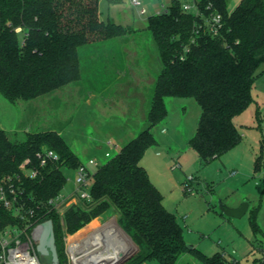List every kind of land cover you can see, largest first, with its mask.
<instances>
[{
  "label": "trees",
  "instance_id": "16d2710c",
  "mask_svg": "<svg viewBox=\"0 0 264 264\" xmlns=\"http://www.w3.org/2000/svg\"><path fill=\"white\" fill-rule=\"evenodd\" d=\"M196 3V15L171 0L167 11L148 18L162 67L145 127L93 173L86 209L72 205L62 216L56 211L67 183L63 169L77 170L83 163L59 130H31L23 141L0 131V181L21 210L16 216L0 201V232L17 225L30 235L52 220L60 264H69L66 235L113 210L140 249L126 264H178L186 253L196 255L201 264H228L222 252L208 257L189 249L183 228L165 208L161 191L142 165L147 150L157 145L153 129L165 120V101L170 97H191L200 105L202 113L190 145L203 163L221 158L243 139L235 119L254 102L252 89L264 72V68L259 72L264 66V0H242L232 12L229 0ZM216 14L222 21L218 33L212 34L206 23ZM132 31L102 21L99 0H0V94L16 105L78 82L82 47ZM45 149L53 150L58 160L41 166L38 155ZM24 163L26 171L21 168ZM34 170L37 175L31 178L26 172ZM253 227L257 233L255 221ZM256 250L261 254L259 264H264V244L251 252Z\"/></svg>",
  "mask_w": 264,
  "mask_h": 264
},
{
  "label": "rangeland",
  "instance_id": "374dc122",
  "mask_svg": "<svg viewBox=\"0 0 264 264\" xmlns=\"http://www.w3.org/2000/svg\"><path fill=\"white\" fill-rule=\"evenodd\" d=\"M142 2L146 15H139L141 7L133 6L131 0H99L102 21L133 31L122 38L82 47V79L52 94L21 102L22 130L12 134V140H25V133L31 130H59L81 162L95 158L103 165L120 149L110 148L109 141L124 146L145 127L154 82L162 67L148 18L165 11L171 0ZM240 2L229 0L228 10L232 12ZM191 13H197L195 5ZM128 53L137 55L128 57ZM252 94L257 103L235 119L243 136L241 143L207 164L190 145L201 117L200 105L191 97L167 98V116L153 129L157 145L147 150L142 161L163 195L165 208L183 228L187 246L208 257L222 252L228 264H259L260 252L251 251L264 244V72L257 78ZM107 151L111 152L110 158L105 156ZM63 172L67 183L61 193L63 199L57 201L60 216L72 205L86 209L88 204L76 194V170L64 168ZM245 201L250 206L243 218L228 217L221 210L222 204L238 208ZM109 228L115 230L113 245H103L105 234L90 241L96 232ZM123 231L117 213L109 210L74 235H66L68 263L97 264L108 247L114 251L135 249V243ZM39 259L40 264H51L50 256L39 255ZM178 264L201 262L196 255L186 253Z\"/></svg>",
  "mask_w": 264,
  "mask_h": 264
},
{
  "label": "built area",
  "instance_id": "2783aa9c",
  "mask_svg": "<svg viewBox=\"0 0 264 264\" xmlns=\"http://www.w3.org/2000/svg\"><path fill=\"white\" fill-rule=\"evenodd\" d=\"M179 2L185 12H191L193 5L197 8L198 6L196 0H175ZM131 3L136 8H140L139 15H146L147 10L142 7V0H131ZM168 8V7H167ZM167 11V9L165 10ZM164 12V11H163ZM195 14V15H196ZM222 17L219 14L213 15L206 23L208 30L212 34H217L221 26ZM108 146L113 149H118L114 143L111 141L108 143ZM118 151V150H117ZM39 160L41 166L48 165L51 161H57L58 156L53 150L45 149L39 155ZM107 158L111 157V152L107 151L105 153ZM28 163V161L26 162ZM24 163L21 168L26 171ZM101 166L99 161L95 158H90L88 161L82 163V165L76 170V183L77 190L76 194L83 201H91L90 189L92 186V175L93 173ZM95 169V170H93ZM31 178L36 177L37 171L26 172ZM11 193H15L11 189ZM63 199V196L60 195L57 198V201ZM0 201L4 205L13 211V214L16 216L21 215L20 207L14 206L16 199L14 201L10 200L7 196L5 184L0 181ZM57 201L56 205L57 206ZM55 202V201H54ZM22 219H25L21 216ZM31 226L28 225V227ZM38 227H35L31 234H27L26 230H22L19 226H10L5 230L0 232V263L1 264H40L39 254L36 251V236L38 233Z\"/></svg>",
  "mask_w": 264,
  "mask_h": 264
},
{
  "label": "water",
  "instance_id": "95a60500",
  "mask_svg": "<svg viewBox=\"0 0 264 264\" xmlns=\"http://www.w3.org/2000/svg\"><path fill=\"white\" fill-rule=\"evenodd\" d=\"M249 202L245 201L240 207L238 208H229L226 205H221L222 212L231 218L240 219L243 218L249 209ZM124 232V231H123ZM126 234V232H124ZM36 251L40 256H50L51 257V264H60V257L58 253V247L56 243V235L54 231V225L52 220H47L43 223H41L38 227V233L36 236ZM135 249L132 248H123V249H116L114 251L111 248L105 249L103 255L105 254H116L117 259L115 260H109L101 257L97 260V263L100 264H125L129 260H131L134 256H136L140 249L135 244ZM189 249H192V247H189Z\"/></svg>",
  "mask_w": 264,
  "mask_h": 264
},
{
  "label": "crops",
  "instance_id": "0c3cea01",
  "mask_svg": "<svg viewBox=\"0 0 264 264\" xmlns=\"http://www.w3.org/2000/svg\"><path fill=\"white\" fill-rule=\"evenodd\" d=\"M136 55L137 54H135V53H128V57H134ZM255 102L257 103V101L254 99V102L253 103H255ZM22 106H24L23 103L20 102V103L14 105V104L10 103L7 99H5L0 94V131L2 130V131H6V132H8L10 134H17L18 132H20L22 130V128L19 126L20 114H21V107ZM258 107H260V106H258ZM256 114H257V116L259 114L257 112V110H256ZM60 133H62V132H60ZM139 133L140 132H138V134ZM136 136H133L129 141H131L132 139H134ZM111 142L114 143L116 145V147H118V148L120 147V149L118 151H120L121 148L123 147L117 141L112 140ZM149 262H152V264H155V263H153L154 261H149ZM145 263H148V262H145Z\"/></svg>",
  "mask_w": 264,
  "mask_h": 264
},
{
  "label": "bare ground",
  "instance_id": "6f19581e",
  "mask_svg": "<svg viewBox=\"0 0 264 264\" xmlns=\"http://www.w3.org/2000/svg\"><path fill=\"white\" fill-rule=\"evenodd\" d=\"M117 230H118V229H117ZM114 231H115V230L110 229V228H109L108 230H105V229L102 230V229H101L99 232H96L95 235L91 236V237H90L91 239H90V238H89V239H90V241H91V240H92V237H94L93 240H94V239H97V240H98V239H99V238H98V235H100V234H101V235H102V234H105V238H106V239H104V241H102L103 245H104V244L108 245V242H110V244L113 245V244H114V243H113V242H114V241H113V240H114V239H113V234L115 233ZM101 232H102V233H101ZM116 233H117V232H116ZM115 235H116V234H115ZM89 239H88V240H89ZM88 240H86V241H88ZM101 240H102V239H101ZM115 240H116V239H115ZM123 240H124V239H123ZM108 246H109V245H108ZM108 246H107V247H108ZM100 247H101V246H100ZM109 247H110V246H109ZM109 247H108V248H109ZM131 247H132V246H131ZM111 249H112V248H111ZM103 256H105V257H104L105 259H109V260H115V259H117V255H116V254H105V255H103ZM97 259H98V258H97ZM97 264H100V263H97Z\"/></svg>",
  "mask_w": 264,
  "mask_h": 264
}]
</instances>
